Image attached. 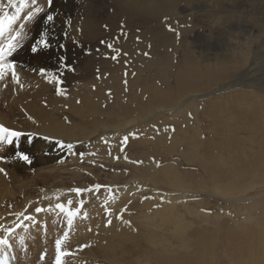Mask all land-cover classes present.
Masks as SVG:
<instances>
[{
    "label": "rangeland",
    "instance_id": "1",
    "mask_svg": "<svg viewBox=\"0 0 264 264\" xmlns=\"http://www.w3.org/2000/svg\"><path fill=\"white\" fill-rule=\"evenodd\" d=\"M72 1L74 5L69 16L63 12L68 11V8L66 9L68 3L65 0H51V3L48 1L46 6L40 7L42 11L37 12L36 15V18L39 17L38 21L44 15L41 23L46 19L44 26L41 24L38 29V35L41 37V34H44L45 38H48L50 46L47 50L50 47L53 48L52 50L55 48L49 33L50 29L46 26L48 22H53L57 24L61 37L69 40L70 44H66L65 48L74 52L71 60L78 63L73 69L78 75L75 81L65 82L62 86L64 80L59 74H55L56 81L55 79L54 82L50 81L55 84L52 91L54 92L57 86L62 91L73 86L75 89L79 88L80 83L86 84L89 89L77 93L80 101H89L85 108L95 117L99 116L93 114V109L89 105L102 102L101 118L105 126L118 125L126 120L138 118V115L144 116L153 106L175 104L166 107L172 110L151 115L153 117L147 118L145 123L133 125L134 128L130 131H123L119 138H105V144L108 145H105V148L101 144L104 153L99 157L100 159L94 157L87 146L76 149L74 155L81 157L80 153H88L89 157L76 163L78 167L86 166L85 176L83 174L79 179H68L69 174L64 171L62 173L56 170L45 171L50 168L45 164L39 166L41 176L32 177L30 182L25 179L21 181L25 184L21 189L17 188V185L4 183L0 178V225H5L7 219L24 210L27 211V215L39 217L44 212L37 215L35 208L45 209L44 205L51 200L54 204L64 203L74 211L79 208V212L73 217L70 226L66 214L55 207L52 214L56 219L53 218L49 222L48 228L45 219L42 221L41 218H37L38 221L32 223L33 226L37 225L35 232L32 236L29 235L28 239L39 237V241L51 244L52 250L55 251L50 257L48 247L41 250L42 252L37 256L39 247L30 240L29 249L34 248L36 252L32 249V256L40 263L47 258L56 257L55 241L67 232V237L62 240L61 249L69 254L61 258L62 264H115V262L116 264H139V262L140 264L141 262L142 264L144 262L196 264L198 261L197 264H264L263 260L258 258L254 260L248 258L246 254L248 249L241 252L236 250L240 244L238 236L248 230L254 234L257 232L256 229H262L259 223L264 220V208L260 204L256 206L257 209L254 203L264 201V198L255 197L256 193L253 189L244 195L243 193L232 195L229 188H226L228 185H225L230 181L231 173H237L238 164L232 165L231 161L239 155L238 153L246 152L248 155H254L249 148L254 145L248 141L249 136L247 139L244 130L238 127V123L240 120V122L246 120L244 116L246 110L254 113L252 107L257 104L253 102L251 95L258 97V100L264 98V92L256 88L259 82L264 81L261 78L263 73H259L264 72V5L257 4L259 1L264 4V1ZM25 2L34 5L32 0ZM26 3L25 6H29ZM48 9L49 11L46 12ZM48 15L53 16L52 21H47ZM108 45H112V48ZM25 47L23 48L25 51L32 50V47ZM39 48L43 50L40 54L43 57L47 50ZM113 55L117 56L116 60L111 58ZM257 57L260 58L259 63L258 59H255ZM14 60L15 58H12L10 61ZM98 62L101 63L100 68ZM250 66L258 69L259 72L252 85L254 88L250 87L247 90L248 87L242 83L249 76L245 73ZM222 71L223 75L219 74ZM99 74L101 84L96 86V77ZM57 79L59 84L56 83ZM238 79V87L244 86L242 89L235 87L213 92L210 96H202L196 100L180 102L185 94L201 93L206 89L208 91ZM229 107L233 109H228ZM247 116L254 123L259 121L250 113ZM261 116L264 117V114L261 113ZM18 119L25 120L20 117ZM130 133L133 135H129ZM126 135L129 139L127 143L122 144L121 141ZM97 138L98 136L91 138L86 144L93 145V141ZM13 148L18 149L19 146L13 144ZM242 157L244 158V155ZM149 159L155 163L152 170L150 165L145 163ZM201 159L204 160L206 167L213 171L214 180L215 175H218L216 178L220 183L218 189L212 187L207 180L204 168L199 164ZM26 165L30 166V163ZM229 165H232L230 166L233 168L232 172ZM260 166L264 167V164L261 162ZM166 167L168 174L175 179L176 185L183 183L182 185L190 187V190L187 187L185 192L178 193L179 191L172 189L168 185L169 182L160 174V170ZM34 169L32 168L33 171ZM261 170L264 168L256 167L254 171L258 176L264 175V171ZM243 172L245 171L238 170L240 175H243ZM142 173L145 174L144 177ZM50 175L53 177L51 178ZM246 175L248 173L245 177ZM95 184H100L102 188L96 191L93 189ZM132 184L133 189L129 190L128 187ZM76 187L93 190L83 192L81 197L73 195L66 199L64 191H71ZM23 192L38 197L48 195V198L41 204L31 203L22 209L24 203H29L28 198L25 201L20 197L27 196ZM156 193L180 194L179 204L177 203L171 210H161L160 214H156V207L159 208L163 203L162 197L156 198ZM13 195H15L14 199ZM69 200L72 201L71 205H68ZM80 200H83V205L79 204ZM102 205L105 207L103 208ZM253 206L255 211L252 209ZM91 207L93 210L90 209ZM237 212L242 213L237 217L235 216ZM244 212H250L249 216L254 213L256 216L257 213L256 220L247 226V229L241 227L239 231L234 222L235 219L241 222L245 217ZM175 216H179L176 218L178 220ZM167 217L170 219H166ZM187 221L190 222L189 225ZM103 222L107 225L105 226ZM2 229L0 228V237L3 234ZM197 231L200 232V236ZM90 234H93L92 237ZM41 256L44 258L41 259ZM130 256L141 260H129Z\"/></svg>",
    "mask_w": 264,
    "mask_h": 264
},
{
    "label": "bare ground",
    "instance_id": "2",
    "mask_svg": "<svg viewBox=\"0 0 264 264\" xmlns=\"http://www.w3.org/2000/svg\"><path fill=\"white\" fill-rule=\"evenodd\" d=\"M48 1L49 0H35V3L32 2L34 5H29L30 3L27 4L26 2H28V1L25 2L29 6H24L22 8V10L20 11L16 21L11 25V32L12 33H15V32L21 33L20 37L18 38V46L16 47V49L12 53V55L7 58L8 61H10L12 58H15V60L13 62L12 61L11 62L13 63L14 70L16 71V74H17V81H13L12 76H11V70L8 71L7 75H5L3 79H0V124H2L3 126L9 128V129L19 131L22 133H35V135L32 136V138L30 140H29V137L25 135V136H22L18 141L14 139L11 144H8L6 141H0V169H3V171H0V178L4 183H11V184L17 185V188H19V189L25 187V184L21 183L22 180L25 179L28 182H30L32 177L41 176L42 172H41V167H39V166L44 165V164L47 165L48 167H50L49 169H46L45 171L56 170L59 173H62L64 171L65 173L69 174V176H67L68 179H71V178L79 179L82 177V175L86 171V166L82 165V166L78 167L77 161H82V160L84 161L85 159L89 158L87 155L88 153H83V157H78L77 155H74V153H69L67 150H62L59 147V145L57 144L58 140L61 141L62 143L74 144L75 148H74L73 152L76 149L78 150L79 148H81L83 146H87L88 149L90 148L89 151L92 152V155L94 157L97 156L99 158L104 153L105 145H108V144H105V138H107V137L119 138L123 131H130L132 128H134L133 125L145 123V120L147 118L153 117L151 115L172 110V109H169L166 107H170L171 105L175 104V103H172V104L168 103L167 105L153 106V107L149 108L150 110L144 116L138 115V118H132V119L126 120L125 122H122L118 125H106L105 126V125H103L104 120L101 118L102 111H101L100 106L102 105V102H97V104H96L97 106L96 105H89V107H91L93 109V114H95L96 116H99V117H95V116H92V114L90 112H88L85 108L88 106L89 101H87V100H81L80 101V98H79L80 96H78L79 94H77V93H80L81 90H83V89H87L88 86L86 84L80 83V85H79V83H78L79 88L75 89V88H73L74 87L73 86L72 87L73 89L72 88L71 89H68V88L63 89L62 91H60L61 94L54 95L55 94L54 92H56V89L54 92L52 91V89L55 86V84L53 85L50 81L54 82L53 77H55V74H59V77L64 80V82H62V86L64 85L65 82H68V81L74 82L76 77H78L77 73L73 70L74 66L77 65L78 63L77 62L75 63L71 60L74 52H70V51H68L69 49L67 50L65 48L66 44H70L68 42L69 40L67 38H64L63 36L61 37V32L58 29L56 23L48 22V24H46V26H47V28L50 29V32L49 31H47V32H49L52 36V41L54 42V46H55L54 50H52L53 49L52 47H50V49L52 48L51 50L50 49L47 50V48H46L47 52L45 54L43 53L44 55H43V57H41L40 54H41V51L43 52V50H40L39 46L37 47L36 52H33L32 50L25 51V49H23L25 46L32 47L33 44H35L36 41L39 40L40 35H38V29L41 27V24L43 25L44 21L46 20L45 19L46 17L44 18L45 20L42 21L43 23H41V18H43L44 15H42L40 17V20L38 21L37 19H39V17L36 18L37 12H35V9L37 7L40 8L41 6L42 7L46 6ZM65 1H66V3H68V5L66 7V9L68 8V11L64 10L63 12L67 13L69 16L73 10V5H74L73 2L74 1H72V0H65ZM262 1H264V0H262ZM260 2L261 1L257 2V4L263 6L264 4H262V2L261 3ZM16 3H17V6H19V0H16ZM52 5H53V3H52ZM51 9H53V8H51ZM4 11H7L10 15L15 12V9L9 5L8 0H0V14H2ZM30 11L35 12V14L33 15L31 20H25L24 17H26ZM47 11H49V9L46 10V12ZM38 15H40V14H38ZM56 19H54V20L57 21ZM59 19H61V18H59ZM22 25H23V27H21ZM49 33H47V34H49ZM64 33H65V31H64ZM8 35H9V31H6L5 36L0 37V43H4L6 38L8 37ZM46 39H48V38H46ZM74 44H75V42H74ZM66 47H67V45H66ZM99 53H100V51H99ZM254 57H256V56H254ZM255 59L256 60L258 59V63H259L260 58L257 57ZM100 64L101 63L98 62L99 68H100ZM253 64L256 65V63H253ZM207 65H210V64H207ZM79 66L81 67V65H79ZM258 72H259L258 69H255L252 66H250L246 70L245 75L248 74L249 76L242 83V85L247 86L248 87L247 90L250 89V87L254 88L252 85H253V82L255 83V79L257 77ZM259 73H263V75H261L262 76L261 78L264 79V72L262 71ZM219 74L223 75V71L219 72ZM55 81H56V79H55ZM228 81H226V82H228ZM95 84H96V86H97V84H99V85L101 84V75L100 74L98 75V77H96V83ZM238 86H239V79L233 80V81L228 82L224 85H221L220 87H213L208 91L206 89V90H204V92L197 93V94H195V93L194 94H192V93L185 94V95H183L185 97L182 100H180V102L185 103L189 100H196L197 98H202V96H210L213 92L226 91L228 89H232V88H235ZM242 88H239V89H242ZM256 88L259 89L263 93L264 92V81L259 82L258 85L256 86ZM51 92H53V94ZM251 98L254 100L253 102H255L257 104L256 106L252 107L255 114L253 112H249L247 110L245 111V112H247L246 114L243 112L244 116L246 117V120H244L243 122H240L241 121L240 120L239 123H241V126H239V123H238V127L240 129L242 128L244 130V133L246 134L245 135L246 138L249 136L248 137L249 139L247 138L248 141H250L255 146V148L253 149L254 146L249 145L250 146L249 148L254 153V155H252V156L248 155V154H246V152L238 153L239 155L231 161L233 163L232 165L238 164V166H236V167H238V170L245 171V172H243L244 173L243 175L238 174V170H237V173L232 172L231 170H233V168L230 167L232 165H229L228 167L231 168L230 171L232 172L231 173L232 175H231L230 181H228L226 183L224 181V183H225V185H228V187L226 186V188H229L232 195L235 193H236V195H238L240 193H243V195H244L246 193H250V190L253 189V191L256 193L255 197H261L262 196V198H264V175L259 174L260 176H258L257 172L254 171L256 167L258 169L264 168V167L260 166L261 162L264 164V119H263L264 117L261 116V113L264 114V98H262V100H258V97L254 96V95H251ZM83 103H85V104L83 105ZM247 103L249 104V102H247ZM178 106H179V103H178ZM231 108L233 109V107H231ZM231 108L229 107L228 109H231ZM44 109H45V111H44ZM232 112H233V110H232ZM249 113L251 114V116L255 117L256 119L258 118L260 122L256 121L254 123L252 121V119L247 116ZM19 117L23 118L25 120L20 121L18 119ZM29 117H31V119H29ZM17 119L19 120V122ZM220 133H218V134H220ZM227 135H229V134H227ZM44 136L49 137V139L45 140L43 138ZM95 136H98V138L93 141V145L90 146V145L86 144L89 142V140L91 138H95ZM13 144L18 145L19 148L14 149ZM101 144L104 147H102ZM111 144H112V142H111ZM96 145L98 146V148H96ZM93 147H95V148H93ZM22 150L24 151L23 153L29 155L30 161H31L30 166L26 165V163H29V162H25L23 160H20L16 156V153L21 152ZM241 150H242V148H241ZM95 151L98 153L96 154ZM252 152H251V154H252ZM181 153L183 155H185V153H183V152H181ZM233 154H235V153H233ZM243 155H244V158L242 157ZM105 157H107V156H105ZM189 158L192 159L191 157H189ZM100 161H102V160H100ZM145 163L150 165L151 170L153 169V165L155 164L152 159L146 160ZM257 163H259L258 166H257ZM199 164L204 168V172L208 177L207 180L210 182V185H212V187H214V188L216 187L218 189L219 188L218 186L220 184L216 179V178H218V175L217 176L215 175L216 178L214 177L215 178V180H214L212 177L213 171L210 168L206 167L204 160L201 159ZM251 167H254V169H251ZM32 168H35L34 171L32 170ZM161 168H159V169H161ZM150 169H149V171H150ZM143 171H145V170H143ZM262 171H264V170H261V172ZM250 172H252V174H250ZM100 173H102V172H100ZM143 173H146V172H143ZM246 173H248V175H246L247 177H245ZM160 174L164 180L169 182L168 185H170L172 187V189L179 191L178 193L186 191L188 186L186 187V186L182 185L183 183L181 185H179V184L176 185L175 179H173V177H171L168 174L167 167L161 169ZM98 175H99V173H98ZM84 176H85V174H84ZM144 176H145V174H143V177ZM50 177L52 178L53 176L50 175ZM221 177H219V179ZM131 181H137V180H131ZM213 183L215 184L214 186H213ZM189 188L190 187H188V190H190ZM128 189L129 190L133 189V184L130 185V187H128ZM146 190H147V188H146ZM64 192H66L65 193L66 199L72 197L73 195H76L75 193H71V191H68V190H66ZM23 193L27 196L22 195L20 197L23 198L25 201H27V198H28L29 203H27V202L24 203V206L22 209H25L31 203L41 204V202H43L45 199L48 198V195L38 197L36 195L30 196L25 192H23ZM45 193H48V192H45ZM81 194H83V193H81ZM80 197H81V195H80ZM158 197H162L163 203H161L159 208L156 207V210H157L156 214L157 213L160 214L161 210L162 211L171 210L175 205H177V203L180 200L181 195L180 194L179 195L178 194L162 195L161 193H156V198H158ZM12 198L14 199L15 195H13ZM247 198H251V197H247ZM155 201H156V199H155ZM254 204H255V207L257 205L261 204V206L264 208V201L256 202ZM4 205H5V203H4ZM147 206H149L148 203H147ZM244 206L246 207V205H244ZM44 207L47 210L49 209L48 210L49 212L47 210H46L47 212L44 211V214L42 213V215H40L39 217L36 216L35 220L37 222L38 221L37 218H41L42 221L45 219V221L47 222L46 227L48 228L49 222L54 218V215L52 214V210L55 207L54 201L49 200L48 203H46L44 205ZM102 207H103V205H102ZM184 207H185V205H184ZM255 207L253 206L252 209H254ZM187 208H188V206H187ZM90 209H92V207ZM189 209H187V213H189V211H188ZM15 210H16V208H15ZM236 210H237V208H236ZM25 211L26 210H24L23 213L25 215H27V211L26 212ZM254 211H255V209H254ZM240 213H242V212H239L235 216H237V215L239 216ZM244 213H245V217L243 219V216H242L243 220L241 222H240V220H237V219H235V222H234L237 224L236 226L239 229V231H240L241 227L242 228L245 227L247 229V226L251 225L256 220L257 213H256V216L254 215L255 213L252 214L251 216H249L250 212H244ZM232 215H233V212H232ZM259 215H260V213H259ZM94 216H95V214H94ZM110 216H112V215H110ZM116 217H118V216H116ZM172 217H174V216H172ZM177 217H179V216H175V219ZM90 218H92V217L90 216ZM101 218H102V216H101ZM168 218L169 217H167L166 219H168ZM54 219H56V218H54ZM16 220H17V218L15 215H13L9 220L8 219L6 221L4 220L5 221L4 227L7 228L9 226H13L14 230L12 233L7 234V236H6L4 229H2L3 234L0 238H6L8 240V244L7 245H0V260H4L6 262V264H25L27 262L32 263V264H55V257L50 258L52 260L47 258L43 263H40L39 261L34 259V257L32 256L31 250L33 249L35 252V249L34 248L29 249L30 240H33L35 242V245H37L39 247L37 256H38V254H40L42 252L41 250L47 249L48 247H49V251H50V252H48L50 257L53 256V253L55 252L54 250H52V248L50 246L51 244L49 245L45 242L39 241L38 240L39 237L30 239V240L28 239L29 235L32 236V234L35 232L37 224L35 226H33L32 222L25 221V224H27V227L22 226L20 228H15L14 224H15ZM176 220H178V219H176ZM39 221H40V219H39ZM115 221H116V219H115ZM106 222L108 223L107 220H106ZM2 223H3V220H2ZM92 223H93V221H92ZM187 223H188V221H187ZM189 223H188V225H189ZM232 224H233V222H232ZM259 224H261L260 228H262V229H259V230L256 229L257 232L254 234L251 230H248L247 232H245L244 234H241L240 236L236 235L240 239V244L236 250H237V252H241V251H245L248 249L247 253H246V254H248L247 255L248 258L253 259V260L255 258H258L259 260H263V262H264V220L260 221ZM104 225L106 226L107 224L104 223ZM146 226H147V224H146ZM182 226H184V224H182ZM233 227H235V226H233ZM202 228L203 227H201V229ZM69 229H71V228H69ZM180 229H182V227ZM234 229H236V228H234ZM186 231H187V229H186ZM242 231H244V230L242 229ZM174 232H172V233H174ZM197 232H199V231H197ZM183 233H184V231H183ZM79 234H81V233H79ZM94 234H95V232H94ZM90 235L92 237L93 234H90ZM190 235L192 236V234H190ZM200 235L201 234L199 232V236ZM199 236H198V238H199ZM51 241H53V240H51ZM163 241H165V240L163 239ZM203 241L204 240L202 239V242ZM80 242H81V240H80ZM206 244H208V243H206ZM206 244H205V246H206ZM68 245H69V243H68ZM74 248H77V247H74ZM205 249H207V248H205ZM70 251H73V250H70ZM202 251H204V250H202ZM74 252H75V250H74ZM96 252H98V251L96 250ZM94 257L97 258V256H94ZM102 257H104V254L102 255ZM129 258H130L129 260L137 259V258L132 257V256H130ZM182 259H183V257H182ZM138 260L139 259H137V261ZM179 260L181 261V258ZM190 262H191V259H190ZM196 262H197V260L195 261V263ZM116 263L117 262H115V264ZM142 263L143 262H141V264ZM146 263L144 262V264H146ZM139 264H140V262H139Z\"/></svg>",
    "mask_w": 264,
    "mask_h": 264
},
{
    "label": "snow or ice",
    "instance_id": "3",
    "mask_svg": "<svg viewBox=\"0 0 264 264\" xmlns=\"http://www.w3.org/2000/svg\"><path fill=\"white\" fill-rule=\"evenodd\" d=\"M33 3H35V0H32ZM9 5L15 9V12L12 13L11 15L7 12L4 11L2 14H0V37H4L5 36V32L9 31V35L6 38L4 43H0V79H3L5 75H7L8 71L11 70V76L13 81H17V74L16 71L14 70V65L11 61H8V57L12 55V53L15 51L16 47L18 46V38L20 37L21 33L20 32H15L12 33L11 32V25L16 21L20 11L22 10V8L25 6V0H19V6H17L16 0H8ZM49 3H51V0H49ZM42 11L41 8L37 7L35 9V12H40ZM35 12H29L28 15L26 17H24L25 20H31L33 15L35 14ZM47 20L48 21H52L53 20V16L52 15H48L47 16ZM23 27V25L21 26ZM41 47V48H48L50 45L47 41V39L45 38L44 34H41V37L38 41H36L35 44H33L32 46V51L36 52L37 51V47ZM109 48H112V45H108ZM113 60L117 59V56L113 55L111 57ZM53 79H55V77H53ZM57 84H59V81L57 80ZM57 94H61L60 92V88L57 87L56 89ZM29 119H31V117H29ZM28 136L29 140L32 138V136L35 135V133H22L19 131H15L12 129H9L5 126H3L2 124H0V141H6L8 144H11L13 142V140H19L22 136ZM129 135H133L132 133H130ZM45 140H48L49 137L44 136L43 137ZM129 139V136L126 135L123 137V140L121 141L122 144L127 143ZM57 144L59 145V147L62 150H67L69 153H73V150L75 148V145L72 143H62L61 141H57ZM123 151V149H121ZM81 157H83V153H80ZM16 156L20 159L23 160L25 162H31L30 161V157L29 155L23 153V152H17ZM0 171H3V169H0ZM102 188V186L100 184H95L93 186V189L95 190H100ZM93 189H85V188H80V187H76L71 189L72 192H74L78 197L81 195V193L85 192V191H92ZM72 201L69 200L68 201V205H71ZM80 205H83V200L79 201ZM55 209H58L61 213H65L67 216V223L68 225H72L73 223V217L79 212V208H77L75 211L72 210L69 207H66V205L64 203H57L55 204ZM35 213L39 214L41 212L46 211V209L41 208V207H36L35 208ZM17 218L14 227L15 228H20V227H27V224H25V221H30L32 223H35V217L32 215H25L23 212H17L14 214ZM87 214L85 213V216ZM109 223H111V221H109ZM125 223H128V221H125ZM0 228L4 229L5 235L7 236V234L12 233L14 228L13 226H9L7 228L4 227V225H0ZM68 233L65 232L64 236L61 237L60 239H57L55 241V245H56V257H55V264H62V257L68 255V252L62 251L61 249V244H62V240L64 239V237H67ZM8 244V240L6 238H0V245H7ZM44 257L41 256V259H43ZM0 264H6V262L4 260H0Z\"/></svg>",
    "mask_w": 264,
    "mask_h": 264
}]
</instances>
